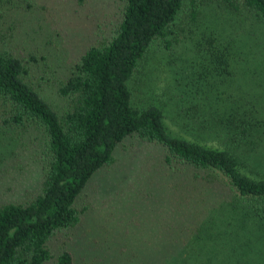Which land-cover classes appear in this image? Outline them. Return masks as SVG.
Segmentation results:
<instances>
[{"label": "trees", "instance_id": "trees-1", "mask_svg": "<svg viewBox=\"0 0 264 264\" xmlns=\"http://www.w3.org/2000/svg\"><path fill=\"white\" fill-rule=\"evenodd\" d=\"M56 1L68 12L74 0ZM75 2L73 12L95 9L74 23L73 58L64 39L61 67L49 51L11 48L26 43L14 42L18 21L4 9L17 2L0 0V264H78L71 246L94 210L87 190L137 145L127 184L156 185L145 219L179 236L175 264H264V118L226 95L253 74L263 81L248 87L264 85V0ZM218 13L226 19L211 22ZM178 45L189 69L169 70L167 115L134 92L152 85L149 61Z\"/></svg>", "mask_w": 264, "mask_h": 264}, {"label": "rangeland", "instance_id": "rangeland-1", "mask_svg": "<svg viewBox=\"0 0 264 264\" xmlns=\"http://www.w3.org/2000/svg\"><path fill=\"white\" fill-rule=\"evenodd\" d=\"M16 2L14 6H4V9L9 11L7 14L10 21H18L15 23L17 30L11 32L14 42L19 37L21 44L26 43L21 47H14L15 49L11 48L24 56L35 49L45 53L49 51L48 54L56 55V60L62 67L61 64H64L66 57L68 58L64 49V39L68 45L69 57H71L72 44L69 43V40L70 36L74 34V23L79 22L84 27L87 15L91 14L90 10L95 8L90 5L87 8L88 12H73L76 9L75 0L71 2L72 5H67L68 12L62 11V4L56 0H35L33 4L35 9L23 8L20 6L21 1L16 0ZM70 15L73 17H64ZM208 18L203 12L202 19L198 21H206L209 20ZM225 19V15L218 13L213 16L211 22L217 24ZM3 25L0 26L3 27ZM32 28L37 30V35L32 33ZM23 32H26L27 39ZM47 42L49 43L46 46L47 50H43L42 47ZM184 51V46L178 45L174 48L172 57L156 54L149 61L147 80L152 85L148 86L147 92L144 89L142 92L137 89L134 92L135 98L141 99L140 103L148 104L151 98V102L161 106L167 115L176 109L166 106L162 101L164 100V91L166 92V88L172 86L169 79H166L172 77L169 75V70H173L175 74V69L180 71L189 69L184 60L190 56L188 52ZM77 52L75 51L71 58ZM250 59L256 62L263 60L260 54L250 56ZM176 64H178L177 67H175ZM154 66H156V70L153 69ZM262 71L264 68L261 69ZM246 79L248 82L242 92L227 90L226 95L236 99H241L244 96L242 102L245 106L244 109L251 110V115L260 120L264 118V111L260 108V100L256 95L262 96L264 85L260 87L257 84L256 88L252 89L248 85L250 81H254V83L263 81V77L253 74V76H247ZM234 80L236 79L234 78ZM240 82L244 81H237L238 84ZM218 90L223 95L225 86L219 85ZM1 152L0 149V157L2 156ZM122 153L117 154L118 161L113 170L98 173L90 184L87 192L92 198L94 210L87 216V224L77 232L75 245L71 246V251L76 256L78 264H175L173 259H178L174 256L176 255L175 250L179 247V244L176 243L179 236L175 233L173 235L170 231L158 235L156 226L154 227L153 223H148L145 219L151 215L153 209H156L152 203L156 197L154 196L156 185L147 179L149 176H144L134 185L127 184L140 165L142 150L137 145L131 154ZM4 165L0 167V173ZM152 192H154L153 196L145 198Z\"/></svg>", "mask_w": 264, "mask_h": 264}]
</instances>
